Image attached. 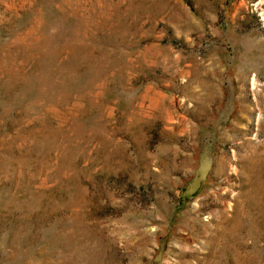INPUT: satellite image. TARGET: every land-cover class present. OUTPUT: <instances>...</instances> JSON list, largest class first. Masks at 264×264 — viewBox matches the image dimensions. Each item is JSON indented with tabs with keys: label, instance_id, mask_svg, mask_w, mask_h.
Wrapping results in <instances>:
<instances>
[{
	"label": "rangeland",
	"instance_id": "rangeland-1",
	"mask_svg": "<svg viewBox=\"0 0 264 264\" xmlns=\"http://www.w3.org/2000/svg\"><path fill=\"white\" fill-rule=\"evenodd\" d=\"M0 264H264V0H0Z\"/></svg>",
	"mask_w": 264,
	"mask_h": 264
}]
</instances>
